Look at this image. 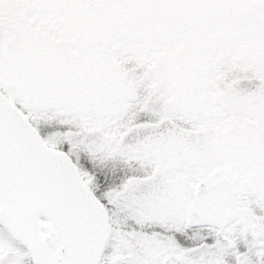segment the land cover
I'll return each instance as SVG.
<instances>
[{"label": "snow or ice", "instance_id": "6c2138e0", "mask_svg": "<svg viewBox=\"0 0 264 264\" xmlns=\"http://www.w3.org/2000/svg\"><path fill=\"white\" fill-rule=\"evenodd\" d=\"M0 264H264V0H0Z\"/></svg>", "mask_w": 264, "mask_h": 264}]
</instances>
